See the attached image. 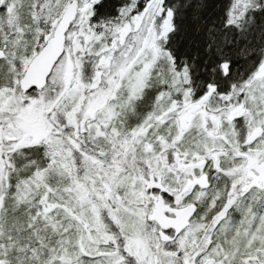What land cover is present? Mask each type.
I'll list each match as a JSON object with an SVG mask.
<instances>
[{
	"label": "snow or ice",
	"instance_id": "1",
	"mask_svg": "<svg viewBox=\"0 0 264 264\" xmlns=\"http://www.w3.org/2000/svg\"><path fill=\"white\" fill-rule=\"evenodd\" d=\"M0 264H264V0H0Z\"/></svg>",
	"mask_w": 264,
	"mask_h": 264
}]
</instances>
